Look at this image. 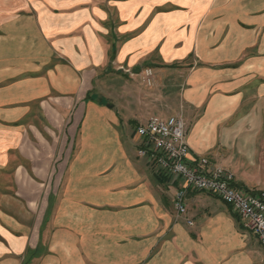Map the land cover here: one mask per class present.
<instances>
[{
    "label": "crops",
    "instance_id": "crops-1",
    "mask_svg": "<svg viewBox=\"0 0 264 264\" xmlns=\"http://www.w3.org/2000/svg\"><path fill=\"white\" fill-rule=\"evenodd\" d=\"M151 109L264 190V0H0V264H264L215 194L178 214L138 153Z\"/></svg>",
    "mask_w": 264,
    "mask_h": 264
},
{
    "label": "built area",
    "instance_id": "built-area-1",
    "mask_svg": "<svg viewBox=\"0 0 264 264\" xmlns=\"http://www.w3.org/2000/svg\"><path fill=\"white\" fill-rule=\"evenodd\" d=\"M124 71L131 76H141L147 86L154 84L152 67ZM136 133L141 141L139 155L146 158L156 172L181 182L174 200L179 215L187 213L186 194L189 189L213 193L233 208L264 249V190L240 188L229 169L212 163L206 156H194L185 120L179 115L151 116L137 127Z\"/></svg>",
    "mask_w": 264,
    "mask_h": 264
},
{
    "label": "rangeland",
    "instance_id": "rangeland-1",
    "mask_svg": "<svg viewBox=\"0 0 264 264\" xmlns=\"http://www.w3.org/2000/svg\"><path fill=\"white\" fill-rule=\"evenodd\" d=\"M123 76V75H122ZM123 78H124V76H123ZM137 78L139 79V81L142 83V84H144L143 83V81H142V78H141V76H137ZM145 86H147L146 84H144ZM156 85V77H155V71H154V84L152 85V86H147V87H154ZM172 103H174V102H172ZM163 105V103L161 104V106ZM153 114V115H152ZM156 114V115H155ZM171 113H169L168 111H158V110H155V109H151L150 110V112H149V114H147V115H150V117L151 116H162V117H169V115H170ZM172 114L174 115V114H176V112H175V110H174V112H172ZM173 115H171V116H173ZM149 117V116H148ZM149 117V118H150ZM148 118V119H149ZM144 123H146V122H144ZM143 124V123H142ZM186 129H187V125H186Z\"/></svg>",
    "mask_w": 264,
    "mask_h": 264
}]
</instances>
